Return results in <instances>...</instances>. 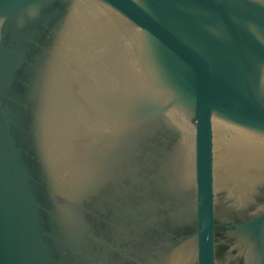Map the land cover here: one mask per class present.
I'll return each instance as SVG.
<instances>
[{
    "label": "water",
    "instance_id": "95a60500",
    "mask_svg": "<svg viewBox=\"0 0 264 264\" xmlns=\"http://www.w3.org/2000/svg\"><path fill=\"white\" fill-rule=\"evenodd\" d=\"M0 264H264V0H0Z\"/></svg>",
    "mask_w": 264,
    "mask_h": 264
}]
</instances>
